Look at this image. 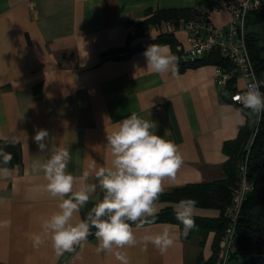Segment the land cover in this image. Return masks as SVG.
<instances>
[{"label": "crops", "instance_id": "obj_1", "mask_svg": "<svg viewBox=\"0 0 264 264\" xmlns=\"http://www.w3.org/2000/svg\"><path fill=\"white\" fill-rule=\"evenodd\" d=\"M167 7L197 8L199 0H0V138L17 144L20 152L19 162L7 166L13 169L12 178H0V222L11 221L10 227L0 228V264H121L115 253L97 254L94 235L83 248L60 256L50 240L39 249L33 247L32 237L58 211L59 200L42 190L47 181L43 173L33 172L32 165L46 161L57 148L67 149L68 172L77 178L88 172L85 183L97 184L73 218L74 222L86 219L103 197L95 171L111 164L106 136L132 113L154 121L153 131L173 141L183 155L175 179L163 181V191L224 176L222 143L237 135L245 114L230 101L228 92L222 93L225 101L219 99L223 87L214 80L216 64L182 69L177 65L173 75L147 69V48L126 57L101 58L102 52L125 44L133 22ZM208 17L225 24L228 12L212 9ZM184 20L149 24L143 34L129 38V46L154 39L172 26L176 47H184ZM159 45L173 54L169 43ZM236 81L240 86V78ZM41 128L49 132L44 152L33 140ZM80 186L78 181L74 190ZM157 203L158 211L165 205L176 210L179 204ZM219 213L196 206V215L218 217ZM165 226L178 224L146 223L137 230V238ZM173 231L180 232L179 227ZM213 235L208 232L202 249L200 234L194 232L188 237L180 234L164 254L151 244L118 251L128 264H205L212 254Z\"/></svg>", "mask_w": 264, "mask_h": 264}, {"label": "clouds", "instance_id": "obj_2", "mask_svg": "<svg viewBox=\"0 0 264 264\" xmlns=\"http://www.w3.org/2000/svg\"><path fill=\"white\" fill-rule=\"evenodd\" d=\"M144 56L147 69L152 72L176 74L177 58L166 45L152 44L145 50ZM234 100L252 113L264 112V94L258 86H249ZM156 127L154 121L132 113L117 122L115 130L107 134L106 146L110 149L111 164L95 171V179L103 197L91 208L86 219L73 220L74 215L96 192V183H85L89 173L84 172L77 178L68 172L71 155L63 148H57L46 161H34L33 172L43 173L47 181L42 190L58 199L59 203L58 211L42 222V232L32 237L33 247L39 249L50 240L57 256L74 252L77 247L83 248L88 237L93 235L92 229H95L97 254L115 253L121 264H128L126 256L118 250L138 244L146 248L151 244L164 254L175 244L180 234L187 236L195 227L197 202L191 198L181 200L176 209V219L183 226L182 233L173 231L179 226H165L156 234L137 238L136 232L144 228L146 217L154 216L158 211L157 202L163 191V181L174 180L183 164V155L178 146L157 135L153 131ZM48 139V130L42 128L37 129L33 137L41 152L47 149ZM12 160L13 154L0 147V178H12L13 169L7 167ZM78 181L81 186L74 190ZM10 226V220L0 222V228Z\"/></svg>", "mask_w": 264, "mask_h": 264}, {"label": "trees", "instance_id": "obj_3", "mask_svg": "<svg viewBox=\"0 0 264 264\" xmlns=\"http://www.w3.org/2000/svg\"><path fill=\"white\" fill-rule=\"evenodd\" d=\"M219 0H199V7L204 12L208 13ZM194 8L182 7H167L156 8L152 10L146 18L133 22V28L129 30L127 41L124 45L113 47L102 52L101 58L126 57L133 51L148 48L152 44L169 43L171 50L177 58L178 68L184 66H195L203 63H214L230 67L229 60L218 50H211L206 55L195 58L194 60H186L181 55V50L177 49V40L166 31L160 33L154 39L137 43L129 46L128 40L135 35L143 34V30L153 23L161 21L173 20L177 22L180 18L188 19L193 14ZM148 11V10H147ZM264 20V12L255 14L256 22ZM247 49L250 54L254 69L257 76L261 70H264V55L261 53V46L258 43V38L255 34H247L246 36ZM234 78L229 80L220 91L219 99H223L224 92L230 94L234 91ZM259 91L264 94V78L258 79ZM238 106V105H237ZM240 107V106H239ZM245 114V122L238 129L237 135L232 139L224 140L222 150L226 155L222 163L224 176L222 178L213 179L199 183H187L181 186L173 187L170 190L162 191L158 200L171 202H180L183 199H194L197 202L196 206L211 207L220 211L218 217H207L194 215L195 227L189 232L188 237L192 233H199L200 236H207L208 232L214 233L211 242L212 254L205 264H209L215 258L218 241L223 233L226 218L224 216V208L230 203L232 189L237 179L236 162L240 155L247 151V176L253 183V188L247 192L241 204V211L238 222L236 224V243L237 249L232 254L231 259L239 260V264H264V112L260 114L252 113L249 109L241 107ZM0 138V147L5 151L13 154L12 162L7 166H13L19 162L20 152L17 144ZM156 221H169L177 223L180 233L183 226L176 219V210L169 205H165L154 216L146 217V223ZM93 235L95 229L92 230ZM92 235V236H93ZM203 239L200 240V245ZM201 262V255L197 256V263Z\"/></svg>", "mask_w": 264, "mask_h": 264}, {"label": "built area", "instance_id": "obj_4", "mask_svg": "<svg viewBox=\"0 0 264 264\" xmlns=\"http://www.w3.org/2000/svg\"><path fill=\"white\" fill-rule=\"evenodd\" d=\"M212 9L227 11L226 23L215 24L208 13L198 7L194 8L191 17L181 24L186 45H178L177 48L181 50L182 57L190 61L211 50H218L226 56L231 66L216 64L214 80L219 87H224L234 78L235 89L229 94V99L243 107L234 97L245 92L249 86H258L257 74L247 49L245 22L251 21V18L255 20L256 13L264 12V0H219ZM172 30L174 27L168 26L167 31ZM238 78L241 80L240 86H237ZM247 169V151H244L236 162L237 179L232 189L231 201L223 211L226 224L218 241L215 258L209 264H227L237 249L235 228L241 204L247 192L253 188Z\"/></svg>", "mask_w": 264, "mask_h": 264}, {"label": "rangeland", "instance_id": "obj_5", "mask_svg": "<svg viewBox=\"0 0 264 264\" xmlns=\"http://www.w3.org/2000/svg\"><path fill=\"white\" fill-rule=\"evenodd\" d=\"M245 29H246V36L247 34H255V36L258 38V43L261 46V53L264 55V20L253 22L248 20L245 22ZM264 78V70H261L259 75L257 76V79ZM206 237H201L200 239H203V243L200 245L201 249L203 248V245L205 243ZM207 249V248H205ZM204 249V251H205ZM239 260H236L234 258L230 259L227 263L228 264H239Z\"/></svg>", "mask_w": 264, "mask_h": 264}]
</instances>
